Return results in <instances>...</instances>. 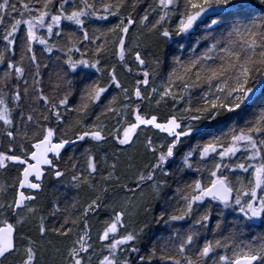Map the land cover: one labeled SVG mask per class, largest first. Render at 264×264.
Here are the masks:
<instances>
[{
  "label": "snow or ice",
  "instance_id": "obj_1",
  "mask_svg": "<svg viewBox=\"0 0 264 264\" xmlns=\"http://www.w3.org/2000/svg\"><path fill=\"white\" fill-rule=\"evenodd\" d=\"M0 264H264V0H0Z\"/></svg>",
  "mask_w": 264,
  "mask_h": 264
}]
</instances>
